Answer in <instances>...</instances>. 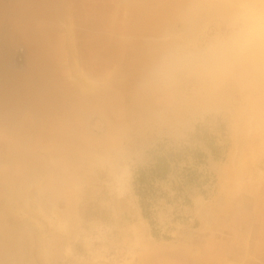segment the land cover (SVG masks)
<instances>
[{"label": "rangeland", "instance_id": "rangeland-1", "mask_svg": "<svg viewBox=\"0 0 264 264\" xmlns=\"http://www.w3.org/2000/svg\"><path fill=\"white\" fill-rule=\"evenodd\" d=\"M263 2L0 0V264H264V27L242 46ZM154 149L202 175L155 181L146 218Z\"/></svg>", "mask_w": 264, "mask_h": 264}, {"label": "bare ground", "instance_id": "bare-ground-1", "mask_svg": "<svg viewBox=\"0 0 264 264\" xmlns=\"http://www.w3.org/2000/svg\"><path fill=\"white\" fill-rule=\"evenodd\" d=\"M245 1H247V0H245ZM263 4H264V2H263ZM249 11L251 13H253V14L255 12L254 8L252 6H250V5H249ZM254 17L257 20L258 25L254 26V25L251 24L248 27V30H247L244 38H243V40H244L242 42V46L243 47H246L251 42V40H253V36H254V33L257 31V28L264 27V11H261L260 13L255 14V16L252 15V18H254ZM87 85H88V83H87ZM263 137H262V141H264ZM260 143H262V142H260ZM260 147L262 149V146H260ZM121 149H122L121 146H119L118 147V151L120 152ZM263 150H264V145H263ZM250 152H251V150H250ZM262 156H264V155H262ZM254 158L255 157H252V159H254ZM109 162H110L109 165L111 166V169H112L113 173L115 174V178H116V186L115 187H116V190H117V194H118V196L122 197V196H124L125 193L129 192L131 190V188H132L131 183H130V178H131V174H132L131 164H130V162H128V163H124L123 162V164L121 162V164L120 163H118V164L116 163L115 164L114 163L115 161L111 162V158L109 159ZM258 177H259V175H258ZM261 178H259L260 181H261ZM256 179L258 180V178H256ZM41 215H43V213ZM49 223L54 228L58 229L59 231H62L63 233H67V232L69 233L68 219L67 218H63L60 214H56L55 217H51L50 220H49ZM125 227H126V232L129 233L130 235H132V239H133L132 241H133L135 246L140 247V249L143 250V251L146 250V249H149L150 240H152L154 236L150 232V229H149L150 226H149L148 221H146V218L141 217L138 220H134V221L130 222ZM86 243H87V245L91 244L90 238H88V237L86 238ZM49 244H50V242H49ZM65 251H66L67 254H71L72 253L71 245L67 244ZM89 253H91V252H89ZM135 253H136V251H135ZM135 253H133L134 254L133 258L136 257ZM44 255L48 258L49 257L48 256L49 255V251L48 250L44 251ZM100 257H104V255L102 253L97 252V251H94V250L92 251V255H91V259L92 260L99 259ZM133 258L131 260H127V261L132 262ZM127 261L125 260V262H127ZM228 264H233V261H229Z\"/></svg>", "mask_w": 264, "mask_h": 264}, {"label": "trees", "instance_id": "trees-1", "mask_svg": "<svg viewBox=\"0 0 264 264\" xmlns=\"http://www.w3.org/2000/svg\"><path fill=\"white\" fill-rule=\"evenodd\" d=\"M198 157L205 156L203 151L196 152ZM182 158V154L180 151H176L175 149H170L168 153L162 151V149H154V153L152 154V158L147 163V165H142L137 169L134 179V187L136 193L140 197V205L142 208V213L146 218L151 217V213L149 210L150 199L152 196H155L157 193L155 181L167 179L169 174H173L182 177L183 181H180V184H193L192 182H196L197 179L202 175V173L194 166L186 164L184 166H180L179 160ZM183 182V183H182ZM181 186V185H180ZM181 191L183 192V200L186 202H191L189 197V192H184V186L182 185ZM163 192V191H161Z\"/></svg>", "mask_w": 264, "mask_h": 264}]
</instances>
